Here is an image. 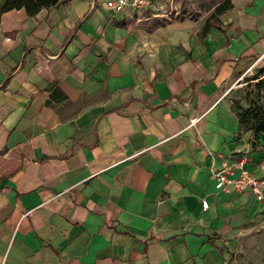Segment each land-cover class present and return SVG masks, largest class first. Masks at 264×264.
Returning <instances> with one entry per match:
<instances>
[{"label": "crops", "instance_id": "0c3cea01", "mask_svg": "<svg viewBox=\"0 0 264 264\" xmlns=\"http://www.w3.org/2000/svg\"><path fill=\"white\" fill-rule=\"evenodd\" d=\"M3 1L0 264H227L218 237L261 202L213 170L246 153L264 175L228 98L264 58V0L210 16L219 0L201 25L154 0Z\"/></svg>", "mask_w": 264, "mask_h": 264}, {"label": "rangeland", "instance_id": "374dc122", "mask_svg": "<svg viewBox=\"0 0 264 264\" xmlns=\"http://www.w3.org/2000/svg\"><path fill=\"white\" fill-rule=\"evenodd\" d=\"M217 1L219 0H154V3L156 12L160 14L158 16L164 20L188 18L201 25ZM211 21H215V18ZM262 68L264 58L256 63L252 62L234 82L228 94L232 108L238 106L242 109L254 101L261 102L264 106ZM246 131L249 132L246 140L250 148L260 150L264 156L262 133L255 136L251 130H243L244 133ZM236 211H239L238 221L232 223L231 231L218 237L226 263L264 264V203L248 201Z\"/></svg>", "mask_w": 264, "mask_h": 264}, {"label": "built area", "instance_id": "2783aa9c", "mask_svg": "<svg viewBox=\"0 0 264 264\" xmlns=\"http://www.w3.org/2000/svg\"><path fill=\"white\" fill-rule=\"evenodd\" d=\"M150 0H105V5L112 11L118 12L126 8L143 9L149 5ZM263 57L260 54L257 59ZM246 153H238L224 157L213 170V175L218 187L227 192L228 190L248 192L259 202H264V175L256 174L248 165ZM202 208L208 206V200L201 198Z\"/></svg>", "mask_w": 264, "mask_h": 264}, {"label": "trees", "instance_id": "16d2710c", "mask_svg": "<svg viewBox=\"0 0 264 264\" xmlns=\"http://www.w3.org/2000/svg\"><path fill=\"white\" fill-rule=\"evenodd\" d=\"M58 2L59 0H4L1 9L5 10L23 7L27 13L33 14L41 7L55 5ZM228 7H230L229 0H223L213 8L210 16L217 15ZM208 25H210V22L207 19L200 31L201 36H203L207 30ZM263 70L264 68L260 70L261 73ZM232 109L238 118L239 128L241 130H251L255 136L258 135V133H262L264 138V106L261 102L254 101L245 108L239 109V107L236 106Z\"/></svg>", "mask_w": 264, "mask_h": 264}]
</instances>
